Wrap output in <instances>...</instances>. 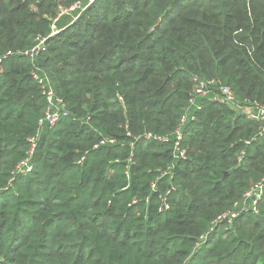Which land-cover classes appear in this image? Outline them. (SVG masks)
I'll return each instance as SVG.
<instances>
[{"label":"trees","instance_id":"obj_1","mask_svg":"<svg viewBox=\"0 0 264 264\" xmlns=\"http://www.w3.org/2000/svg\"><path fill=\"white\" fill-rule=\"evenodd\" d=\"M203 78L264 104V0H0V264H264V125Z\"/></svg>","mask_w":264,"mask_h":264},{"label":"built area","instance_id":"obj_2","mask_svg":"<svg viewBox=\"0 0 264 264\" xmlns=\"http://www.w3.org/2000/svg\"><path fill=\"white\" fill-rule=\"evenodd\" d=\"M94 0H90V3H92ZM81 8V2L78 1L74 5L70 7H60L58 16L54 17L51 20V33L50 35L53 36L61 31V28L58 27V21L59 19L65 15L70 14L74 12L75 10ZM78 18V16L74 17L75 21ZM45 42V39L39 40V42L33 46L31 49H28L24 52V55L31 60H35V58L39 55L40 50L43 46L42 43ZM33 78L40 84L42 89V94L44 95L47 106L44 111V114L39 119V132L35 135L30 137V153L29 156L21 161L17 168L16 172L20 174H26L33 170V164H32V156L37 148L38 142H39V134L40 131L45 126H54L56 125L61 118L66 114V103L65 100L60 97L54 90L52 84L50 83V80L46 75H42L39 72V68L37 67L33 71ZM214 90H217V96L221 98L223 102L226 104L234 107L238 111L244 112L249 118L257 120L258 122L262 123L264 125V104H261L258 101H254L251 99H246L243 102H240L237 100L232 88L229 85L224 84L221 80L217 78H203L199 81V87L197 89L196 95L198 96H206L208 93L213 92ZM194 101V99H192ZM186 119V116L183 117V121ZM178 135V141L181 140L182 134L179 130H177ZM151 134H147V137L149 138ZM178 146V143H177ZM185 152H181V156H184ZM153 187H155V184H153ZM264 191V180L258 182L255 184L246 194H245V203L243 204V209H248V199H254V205L258 203V201L262 198ZM237 205V203H236ZM166 208H169V205H165ZM238 216L237 212H226L218 217L220 220H225L229 218V222L233 220V218H236Z\"/></svg>","mask_w":264,"mask_h":264},{"label":"rangeland","instance_id":"obj_3","mask_svg":"<svg viewBox=\"0 0 264 264\" xmlns=\"http://www.w3.org/2000/svg\"><path fill=\"white\" fill-rule=\"evenodd\" d=\"M58 27H59V26H58ZM41 46H45V42H43Z\"/></svg>","mask_w":264,"mask_h":264},{"label":"water","instance_id":"obj_4","mask_svg":"<svg viewBox=\"0 0 264 264\" xmlns=\"http://www.w3.org/2000/svg\"><path fill=\"white\" fill-rule=\"evenodd\" d=\"M66 112H67V110H66ZM68 113V112H67ZM69 114H71V113H69Z\"/></svg>","mask_w":264,"mask_h":264}]
</instances>
